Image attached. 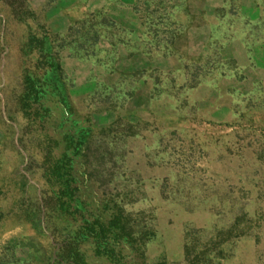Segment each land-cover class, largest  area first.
<instances>
[{
    "label": "rangeland",
    "instance_id": "rangeland-1",
    "mask_svg": "<svg viewBox=\"0 0 264 264\" xmlns=\"http://www.w3.org/2000/svg\"><path fill=\"white\" fill-rule=\"evenodd\" d=\"M219 4L264 54V0ZM52 5L0 0V264H264V74L215 123L132 114Z\"/></svg>",
    "mask_w": 264,
    "mask_h": 264
},
{
    "label": "crops",
    "instance_id": "crops-1",
    "mask_svg": "<svg viewBox=\"0 0 264 264\" xmlns=\"http://www.w3.org/2000/svg\"><path fill=\"white\" fill-rule=\"evenodd\" d=\"M38 1L68 36L71 79L113 91L132 114L215 123L264 74L263 52L220 0Z\"/></svg>",
    "mask_w": 264,
    "mask_h": 264
}]
</instances>
